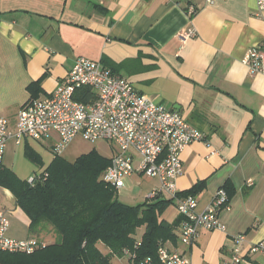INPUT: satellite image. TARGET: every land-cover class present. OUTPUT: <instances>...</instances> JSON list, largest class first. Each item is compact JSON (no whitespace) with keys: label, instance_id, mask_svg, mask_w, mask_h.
<instances>
[{"label":"crops","instance_id":"obj_1","mask_svg":"<svg viewBox=\"0 0 264 264\" xmlns=\"http://www.w3.org/2000/svg\"><path fill=\"white\" fill-rule=\"evenodd\" d=\"M188 5L195 7L192 17ZM190 27L195 35L183 37ZM262 40L264 10L256 0H0V116L14 130L19 108L51 94L78 56L107 64L138 93L179 111L204 138L181 152L178 191L201 183L192 195L203 209L223 187L229 209L219 211L225 230H201L185 246L178 225L176 241L164 244L185 251L192 264H219L234 235L264 237V70L250 75L241 61ZM37 80V89H29ZM17 145L9 138L3 165L22 178L14 168ZM147 177L146 198L159 185ZM0 211L9 218L10 237L56 241L50 225L31 232L29 217L2 186ZM177 217L174 202L159 218ZM249 260L264 264V254Z\"/></svg>","mask_w":264,"mask_h":264},{"label":"built area","instance_id":"obj_2","mask_svg":"<svg viewBox=\"0 0 264 264\" xmlns=\"http://www.w3.org/2000/svg\"><path fill=\"white\" fill-rule=\"evenodd\" d=\"M259 11L264 10V0H256ZM186 15L192 17L195 7L188 5ZM194 27L182 36L195 35ZM242 63L248 73L255 75L264 70V40L250 46ZM90 88L92 96L87 101L77 99L83 88ZM76 136L89 143L98 140L113 141L119 151L110 157V163L102 173V180L116 190L123 186V177L139 171L159 181L147 199L158 196L172 198L178 215L179 241L191 245L201 230H225L219 219L221 209H229V199L223 187L218 188L211 201L197 208L194 195H179L176 179L183 173L181 152L183 148L204 138V133L192 125L179 111L169 109L138 93L132 83L122 75L103 66L100 62L78 56L70 71L62 78L53 92L43 98H33L21 106L16 115L14 130L0 116V166L9 138L16 144L24 139L45 141L55 139L52 151L61 155ZM45 175L41 176L44 177ZM39 177H28L33 183ZM248 185L253 184L247 179ZM9 218L0 211V251L32 253L47 243L38 238L17 239L7 234ZM264 254V237L247 241L244 234L234 235L227 256L219 264H251L249 256ZM131 259L134 253L125 251ZM161 264H192L185 251L162 244L157 249ZM136 264H154L153 259L143 257Z\"/></svg>","mask_w":264,"mask_h":264},{"label":"trees","instance_id":"obj_3","mask_svg":"<svg viewBox=\"0 0 264 264\" xmlns=\"http://www.w3.org/2000/svg\"><path fill=\"white\" fill-rule=\"evenodd\" d=\"M37 87L38 80L29 85L33 91ZM83 90L84 94L76 97L87 101L92 91L87 87ZM23 150L29 161L39 167L44 165L41 154L28 140ZM109 163L110 158H103L94 150L72 161L57 155L36 174L39 178L33 183L1 165L0 186L12 192L16 204L29 217L31 232L50 225L57 239L52 243L45 241L44 247L32 253L0 251V263L112 264V256H123L127 250L135 254L134 259L129 257L132 264L146 256L153 257L154 264H161L157 249L167 240L176 241L175 228L181 220L180 215L172 222L159 218L174 203L173 199L158 196L137 205L122 203L117 190L99 179ZM201 186L197 183L179 195L192 194ZM141 226L145 228L137 241L136 231ZM98 242L107 252L98 248Z\"/></svg>","mask_w":264,"mask_h":264},{"label":"rangeland","instance_id":"obj_4","mask_svg":"<svg viewBox=\"0 0 264 264\" xmlns=\"http://www.w3.org/2000/svg\"><path fill=\"white\" fill-rule=\"evenodd\" d=\"M4 117V116H3ZM25 140V139H24ZM23 140V141H24ZM30 141L31 146L36 149L42 157L44 165L39 167L38 165L32 163L24 156V150L22 144H18L15 148L13 153V160L15 162L14 168L19 170L18 172L21 173L22 178H28L30 175L40 173L45 169V167L49 164L51 159L54 156H57L53 151L52 147L54 144L55 139H49L45 141H34L32 139H26ZM90 150H94L103 158H110L113 154L119 151V147L113 141L110 140H98L95 143H89L86 140H83L80 136H76L71 142L68 144L66 150L63 152L62 157L66 160H74L78 155L84 154L89 152ZM17 166L18 169H17ZM102 173L99 175V179L102 178ZM147 175L139 172L134 171L130 176L123 177V186L121 189L118 190L117 197L119 201L127 205H137L143 203L147 198L144 197L147 194L149 182L147 180ZM146 192V193H145ZM169 215V212L166 213ZM142 230V229H141ZM141 230L136 231L135 238L137 241L139 240L138 234L141 233ZM97 246H99L100 250L105 253L106 247L98 242ZM107 252V251H106ZM150 259L153 258L151 256H147ZM112 264H129V256H117L114 255L111 257Z\"/></svg>","mask_w":264,"mask_h":264}]
</instances>
